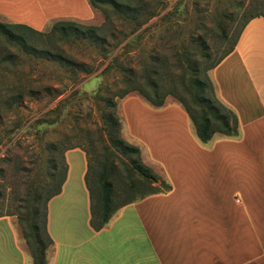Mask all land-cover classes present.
Returning a JSON list of instances; mask_svg holds the SVG:
<instances>
[{
	"label": "rangeland",
	"instance_id": "1",
	"mask_svg": "<svg viewBox=\"0 0 264 264\" xmlns=\"http://www.w3.org/2000/svg\"><path fill=\"white\" fill-rule=\"evenodd\" d=\"M118 1L131 5L106 2L87 18L52 16L39 30L40 35L25 31L29 43L37 47L33 53L15 44L6 47L0 38V264H20L15 239L32 257L33 264V250L43 243L49 244L48 256L53 244L48 236V200L66 175V153L74 146L88 156L92 225H100L102 220L101 186L106 182L112 183V205L117 208L110 219L128 202L156 195L161 198L154 203H200V216L194 223L198 225L199 264H239L243 260L240 224L228 218L237 220L240 207L246 199H252L249 182L253 178L247 175L244 181L239 173L238 145L235 148L234 142L224 141L221 136L201 141L185 106L172 94L166 96L162 106L153 105L136 90L117 97L115 112L120 126L113 124L107 99L115 86L123 85L125 73L117 66L102 72L108 62L103 59L105 51L113 48L117 63L158 80L162 92H169L164 86L170 87L172 80L161 81L160 75L169 79L184 77L194 105L201 111L195 100L200 90L193 80L204 75L194 65L204 63L207 67L227 54L246 22L255 15H264V0H144L142 6L139 0ZM148 13L157 15L138 28ZM64 20L94 26L108 24L103 34L112 44L104 46L74 37L54 39L53 43L48 33L56 22ZM0 21L12 22L1 13ZM135 28V33L123 39L124 33ZM132 37L135 39L125 45ZM55 44L64 54L92 63L93 72L80 73V81L73 84L76 74L58 61L42 57L43 47L56 48ZM7 52L11 53L9 59L4 58ZM108 86L110 93L106 92ZM19 93L23 98L15 100ZM205 93L214 96L209 87ZM221 112L228 110L221 108ZM210 114L215 124L222 125L213 111ZM118 131L124 140L141 149L144 163L171 184L170 190L151 193L160 182L151 183L138 174L130 158L113 142ZM75 179L72 177L65 194L51 206L52 229L59 235L67 229L90 234L89 224L83 223L89 216V205L84 191L75 187ZM250 204L248 216L255 211ZM208 214L221 220L209 221ZM247 229L244 247L248 264H254L256 244L258 248L261 245L254 237V226ZM39 238L43 243L38 242Z\"/></svg>",
	"mask_w": 264,
	"mask_h": 264
},
{
	"label": "crops",
	"instance_id": "2",
	"mask_svg": "<svg viewBox=\"0 0 264 264\" xmlns=\"http://www.w3.org/2000/svg\"><path fill=\"white\" fill-rule=\"evenodd\" d=\"M94 8L89 0H0L1 14L13 23L26 24L37 30H42L52 16L67 14L87 18ZM209 76L217 99L238 120L236 134L216 132L213 137L221 136L224 141L238 145L239 173L244 181L247 175L253 178L249 182L252 199H246L240 207L237 220L228 218L230 222L239 221L240 224L239 246L243 260L239 264L250 262L244 247L250 225L254 226V237L261 245L258 248L256 244L254 264H264V15L251 18L244 25L232 52L209 71ZM66 160L68 170L62 190L48 204L47 226L53 244L46 264H199L198 225L194 223L200 216V203H154L156 198H161L156 195L137 203L128 202L108 223L95 228L91 224L87 153L81 148H72L67 151ZM75 171L77 174L73 175ZM72 177L76 178L75 187L84 191L89 205V216L83 219L84 225L89 224V235L79 229L74 232L67 229L59 235L52 229V203L65 194ZM248 203L255 208L254 215H247ZM206 217L214 223L221 220L213 214ZM15 241L20 264H33L32 257L19 246V241ZM211 244L215 246L212 241Z\"/></svg>",
	"mask_w": 264,
	"mask_h": 264
},
{
	"label": "trees",
	"instance_id": "3",
	"mask_svg": "<svg viewBox=\"0 0 264 264\" xmlns=\"http://www.w3.org/2000/svg\"><path fill=\"white\" fill-rule=\"evenodd\" d=\"M144 0H139V4H143ZM91 4L99 8L102 4L106 2H112L115 6H130L131 3H121L118 0H90ZM142 2V4H141ZM144 20L141 23L137 24V27L140 28L144 23L149 21L152 17L156 16L157 13H148ZM129 15V14H128ZM127 17L130 19V16ZM263 15V14H260ZM258 15L253 16L252 18L256 17ZM138 15L134 16L135 19H137ZM110 20L111 18L108 17ZM128 19V20H129ZM249 21V20H248ZM247 23V22H246ZM108 28V24H104L103 26H94V25H85L78 23L76 21H70V20H64V21H58L53 26L51 31L48 33L49 36H52L53 43L54 39H60V38H69L74 37V39L77 40H88L90 42H94L97 44H101L104 46L111 45L112 42L110 39L106 37V35L103 34ZM138 28L132 29L129 32H126L123 34V39L128 38L133 33L137 31ZM25 31H31L33 33L41 34V32L29 25L22 24V23H13V22H1L0 21V38L3 39V41L6 43V47H9V45H19L21 47H24L28 52L33 53V51L37 50V47L33 44H30L27 37L25 36ZM242 31V30H241ZM241 34V32H240ZM239 34V36H240ZM113 36V35H111ZM238 36V37H239ZM135 37L130 38L125 45H129L131 41H133ZM112 39V38H111ZM237 40L234 43V46L232 49L225 54L223 57H221L220 60L213 63L212 65H209L207 67H204V63H198L196 66L197 72L204 75V77H197L193 80V84L196 86L197 89L200 90V92H197L195 95V100H198V103L201 105L202 110H198V108L194 105V96L192 95V92L190 93L189 87L184 79V77H180L179 79L173 78H165V76L160 75L159 80L165 81V80H172L169 84L170 87H165L166 91H161V84L158 80L152 79L148 74L147 75H140L138 74L137 68L129 67L127 68L123 63H117V56H112L114 49L111 48L109 50L105 51V56L103 61L105 62L108 60L105 68L102 72L107 73L111 70L113 66H117L120 68L125 75L122 78L123 85L120 87H116L112 91V94L110 97H108L107 101L109 103V106L112 107L111 114L113 116V124H116L120 126V120L116 116V107H117V101L116 98H123L128 93L132 91H139L146 99H148L153 105L155 106H162L165 102V98L168 94H172L175 98H177L186 108L187 112L189 113L191 119L193 120L197 135L203 142H208L212 139L214 134L216 132H220L227 135H234L237 133V126H238V120L236 115L227 108L228 112H221V108H226L216 97L213 82L210 79L209 71L214 68L226 55H228L232 50L234 49ZM57 44V43H56ZM56 48H50L44 46L42 49V57L43 58H49L58 61L61 65L65 66L69 71H71L72 75L76 74L73 79V84H76L80 81V77L77 76L80 73L90 74L93 72V64L92 63H85L82 62L74 57H71L69 55L64 54L61 50ZM11 53L7 52L4 58L9 59V56ZM103 62V63H104ZM203 66V67H202ZM159 70L156 69L155 72L157 73ZM103 73V74H104ZM158 74V73H157ZM110 86L106 89V92L110 93ZM209 87L211 94H213V97H210V95L205 93V89ZM74 92H77L74 91ZM73 92V93H74ZM63 93V92H62ZM61 93V94H62ZM72 93V94H73ZM71 94V95H72ZM58 94L57 96H59ZM23 98V95L19 93V95L15 98L17 99ZM214 102V103H213ZM206 107L210 108V111H213L216 120H221L222 125L215 124L210 111L206 109ZM114 144L121 150V152L125 155H127L131 163L133 164V167L136 169L138 174L142 176L147 181L154 183V182H160L159 187H154L151 190V193H156L160 191H167L171 189V184L168 183L166 180L161 179L154 171L153 169L144 163L142 159L141 149L134 144H131L124 140L120 135L118 131V137L113 138ZM77 146L70 147L69 149L76 148ZM68 170V168H67ZM67 175V172H66ZM66 175L63 177L59 188L51 193V196L48 201L55 195L59 194L62 190V186L66 180ZM90 192L92 190L90 189ZM101 202L103 206V215L100 225H94L95 228H101L105 223L108 222L113 212L117 209L113 207L112 205V183L106 182L101 186ZM48 219V218H47ZM49 240L50 244L53 243L52 238L50 237L49 233ZM39 243H43L42 239H38ZM49 244H42L39 248H36L33 250V258H34V264H46L47 263V257H46V250L48 248Z\"/></svg>",
	"mask_w": 264,
	"mask_h": 264
}]
</instances>
